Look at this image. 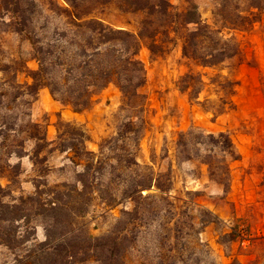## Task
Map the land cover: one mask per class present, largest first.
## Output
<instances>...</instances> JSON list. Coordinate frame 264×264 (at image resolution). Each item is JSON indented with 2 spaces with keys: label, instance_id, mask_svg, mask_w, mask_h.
I'll use <instances>...</instances> for the list:
<instances>
[{
  "label": "trees",
  "instance_id": "trees-1",
  "mask_svg": "<svg viewBox=\"0 0 264 264\" xmlns=\"http://www.w3.org/2000/svg\"><path fill=\"white\" fill-rule=\"evenodd\" d=\"M61 1L0 0V179L9 182L5 190L0 186V249L11 257L3 264H111L120 240L126 239L127 254L153 223L157 225L151 235L159 243L156 249H162L153 257L158 264H218L212 250L199 239L200 229L218 222V216L195 201L198 192L175 191L172 161L165 170H156L153 162L138 161L145 125V97L140 89L146 82L138 54L145 47L152 56L163 57L180 44L181 56L189 64L203 70L220 68L213 75L189 69L176 81L177 90L190 100L198 101L207 92L204 102L220 116L233 109L238 83L221 71L242 64L239 42L223 37L204 22L194 3L177 11L168 0H120V10L141 15L138 31L133 33L114 29L92 15L113 0ZM255 8L258 6H251ZM219 21L230 29L253 24L241 15L220 14ZM8 30L30 43L37 70H29L23 60L4 61L1 35ZM19 73H25L31 82L19 83ZM109 85L121 93L123 120L116 136L104 140L98 153L86 148L87 136L82 129L58 121L57 139L49 141L45 126L31 119L30 111L41 89H48L56 102L74 113H83ZM212 95L214 100L209 98ZM26 144H30V151ZM175 151L177 164L205 167L209 180L223 187L230 182L231 162L240 158L227 133H205L197 128L177 135ZM55 152L69 153V164L51 166ZM24 156L32 164L35 190L29 196L12 198L10 188L17 184L20 172L9 159ZM54 170L70 173L75 181L49 185L47 178ZM116 173L125 178L120 192L112 188L109 179ZM6 196L12 198L11 203L1 202ZM95 201L104 210L126 202L118 221L125 224L120 231L103 237L88 233L84 219ZM8 213L17 216L5 218ZM31 217L46 223L45 240L21 253L29 241L27 230L23 235L12 227L8 230L3 223L22 220L29 227ZM223 236L231 242L244 241L236 229ZM166 242L170 244L164 250ZM127 256L126 264L144 263L141 256L134 263Z\"/></svg>",
  "mask_w": 264,
  "mask_h": 264
},
{
  "label": "rangeland",
  "instance_id": "rangeland-1",
  "mask_svg": "<svg viewBox=\"0 0 264 264\" xmlns=\"http://www.w3.org/2000/svg\"><path fill=\"white\" fill-rule=\"evenodd\" d=\"M168 2L177 11H184L190 3H194L204 22L220 31L223 37H234L239 42L243 62L239 66H228L221 71L224 75H231L238 86L233 97V109L215 116L209 109L210 104L204 102L208 96L207 92H203L198 101L190 100L177 90L176 81L189 69L213 75L220 72V68L203 70L189 64L181 56L180 44L163 57H154L143 47L138 58L144 66L146 76L145 85L140 89L145 97L143 112L145 125L140 139L138 161L148 165H152L153 162L156 170H165L172 161L175 191L182 194L184 191L198 192L195 201L218 216L219 221L202 227L199 235L201 243L212 250L218 264H264V0H168ZM119 5L120 0H113L103 11L97 9L92 15L114 29L136 33L141 15L120 10ZM254 5L258 6V9H251ZM220 14L249 17L253 24L241 29H230L219 21ZM1 46L5 62L23 60L29 70L38 69V63L32 56L31 45L24 37L8 30L1 35ZM17 81L24 84L30 83L31 79L25 73H19ZM209 98L214 100L216 97L212 95ZM121 101L120 91L114 85H109L94 97L89 110L74 113L70 108L56 102L48 89L44 88L39 90L30 114L33 122L45 126L49 141L57 139L56 124L63 121L82 129L87 136L86 148L98 153L104 140L116 136L117 127L123 120L119 112ZM191 128L212 134L223 132L230 136L240 158L230 164L228 186L223 187L209 180L205 167L200 168L196 163L175 162L177 135ZM26 148L30 151V144H26ZM106 152L110 157L115 156L112 152ZM67 156L69 153L55 152L50 159V165L54 168L68 165ZM164 156H168V159H164ZM112 163L115 164L114 161ZM9 164L18 167L20 172L17 184L10 188L13 191L11 197L31 195L35 188L29 157L24 156L20 160L11 157ZM119 174L121 177L117 178ZM119 174L109 177L112 180V188L118 192L125 188L123 182L125 178L122 173ZM71 176L70 173L54 170L49 174L47 182L53 185L66 180L75 181ZM8 184L6 179H0V186L4 190ZM176 192L174 194H177ZM11 197H3L1 202L11 203ZM127 208L131 209L132 205L127 204ZM124 210L126 202L112 210H104L102 205L95 201L84 219L88 233L93 237H103L113 230L120 231L125 224H118V221ZM16 216L8 213L5 218ZM24 225L22 220L12 224L3 223L5 228L12 227L14 231L23 235L27 230L29 241L21 253L43 242L46 233L44 230L46 223L40 217H31L28 226L32 229ZM156 225L157 223H153L152 227L147 228L150 233L147 232L139 238L127 254L126 239L120 240L114 248L116 259L111 264H126V255L129 262L134 263V260L141 256L143 264H158L153 257L155 252L162 249H156L159 243L155 236L151 235ZM232 229L241 231L244 241L231 242L229 238L223 236ZM55 231L59 234L57 229ZM33 238H36V241H33ZM173 243L171 241V245ZM169 244L166 242L163 249H167ZM10 259L7 251L0 249V264L8 263Z\"/></svg>",
  "mask_w": 264,
  "mask_h": 264
}]
</instances>
